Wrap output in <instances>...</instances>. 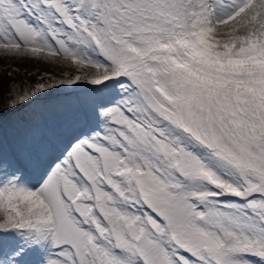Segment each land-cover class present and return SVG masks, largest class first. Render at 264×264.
<instances>
[{
    "label": "snow or ice",
    "instance_id": "snow-or-ice-1",
    "mask_svg": "<svg viewBox=\"0 0 264 264\" xmlns=\"http://www.w3.org/2000/svg\"><path fill=\"white\" fill-rule=\"evenodd\" d=\"M0 264H264V0H0ZM31 76V73H26Z\"/></svg>",
    "mask_w": 264,
    "mask_h": 264
},
{
    "label": "rangeland",
    "instance_id": "rangeland-1",
    "mask_svg": "<svg viewBox=\"0 0 264 264\" xmlns=\"http://www.w3.org/2000/svg\"><path fill=\"white\" fill-rule=\"evenodd\" d=\"M13 69H19V73L15 74L14 83L31 84L40 74L51 73V74H63V72L68 71L67 69L56 68L47 64L39 63L33 60H4L0 59V81L7 84L10 78L6 75L8 71ZM26 73H31V76L26 75ZM7 91V88L0 89V97H3V93ZM2 106V104H0Z\"/></svg>",
    "mask_w": 264,
    "mask_h": 264
}]
</instances>
